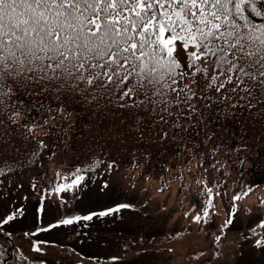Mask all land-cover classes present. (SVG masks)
Here are the masks:
<instances>
[{
  "label": "snow or ice",
  "instance_id": "1",
  "mask_svg": "<svg viewBox=\"0 0 264 264\" xmlns=\"http://www.w3.org/2000/svg\"><path fill=\"white\" fill-rule=\"evenodd\" d=\"M33 85L38 95L70 94L89 104L115 98L121 109L143 107L161 120L174 115L172 107L180 109L177 119L185 109L194 113V100L234 99L251 109L264 103V0H0V116L15 123L22 113L13 97ZM38 127L34 120L27 130ZM80 171L70 173L76 187Z\"/></svg>",
  "mask_w": 264,
  "mask_h": 264
},
{
  "label": "trees",
  "instance_id": "2",
  "mask_svg": "<svg viewBox=\"0 0 264 264\" xmlns=\"http://www.w3.org/2000/svg\"><path fill=\"white\" fill-rule=\"evenodd\" d=\"M39 91L35 85L17 89L13 101L22 114L15 123L0 116V178L38 166L47 153L46 146L39 147V130L57 136L73 130V173H98L109 162L135 168L147 158L155 159L158 163L150 169L161 186H176L189 204L197 203L205 195L202 185L213 181L236 195L264 188V103L253 101L256 106L249 109L246 101L234 99L209 100L208 106L194 100V113L185 109L177 119L180 109L172 107L174 115L164 113L161 120L143 107L121 109L115 98L89 104L78 96L58 99ZM60 107L64 110L57 112ZM34 120L40 127L29 133Z\"/></svg>",
  "mask_w": 264,
  "mask_h": 264
},
{
  "label": "rangeland",
  "instance_id": "3",
  "mask_svg": "<svg viewBox=\"0 0 264 264\" xmlns=\"http://www.w3.org/2000/svg\"><path fill=\"white\" fill-rule=\"evenodd\" d=\"M180 59L184 60L182 49L180 50ZM72 137L73 134L70 133L65 137V139H71ZM50 147V157L46 160L45 164L42 165L41 170L30 171L19 175L17 178L12 177L13 179H7L0 182V221L8 215L22 216L26 212L28 213L19 221L17 219H13L7 223V227L15 231L12 233L14 235L13 238H17L20 242V247L24 249H29L30 247V244L26 242L27 239L37 245H40L38 241L39 238L36 237L35 234L40 228V219L38 217V205L40 199L36 196L38 198L37 202L28 203V201L33 198V194L26 187V185H28V177L35 175L38 176L41 173L46 174L45 176L48 177L53 176L52 179L58 178L55 173V168H53L55 166L53 165V161L58 159L66 160L68 158L66 153L61 154L55 150L54 143H51ZM145 176L146 175L144 174H133L126 168H109L103 173L84 176L85 179H87L85 183L90 187L89 190L76 191L77 189L73 185V182L63 183L61 186L73 185L65 191V195L68 198L66 204H68L69 212L71 214H66L64 209L60 206L64 211V215L60 216V214H58L54 217L53 222H60V220L67 219L72 216L84 217L95 212H104L108 209L115 208V206L118 205L117 203L123 202L122 200H128L134 204H138V206L144 211V214H140L139 212L130 214L128 216V220L122 223L121 221L119 222L117 218L113 220L116 223L114 228L117 231H122V235L120 233L116 236L111 235L113 227V212L106 216L93 215L91 220H74L72 224L64 227V232L85 234V238L98 234V238L100 239V251H96V254L100 255V253H102L104 256L109 258H111L114 254L118 255V253H111V250H107L105 248L106 244L109 242L112 243V252H122L125 251L124 245L127 241L133 240L134 242H141L144 240L143 238L163 234V232L168 229L179 228L182 223L178 219L181 217L183 218V216L174 210L178 206V196L176 194L173 196V210L162 214L154 212L158 207V201L152 194L153 190H150V188L146 186L148 182L144 179ZM128 184H132V186H129ZM105 185L107 186L105 187ZM40 193L43 192L34 191V194ZM54 199L58 200L57 198ZM226 212L229 214V218L226 222L219 219L220 215L218 217L215 216L213 223L217 222V226L214 224L206 226L204 231L233 232L232 227L238 226V228H243L245 220L243 218H239L237 220V218L241 216L249 217V223L246 225V228L249 227L248 229L250 231L264 230V226H262V224H264V189L255 190L241 201H236L234 206L226 207ZM54 215V208L48 207L46 210V217L51 218ZM229 220H231V223H228ZM48 221L49 220H45L44 222L47 223ZM2 225L4 224L0 223V231L5 233V230L7 229L5 227V230H3L4 227ZM185 226L188 229L187 232L190 230L196 232L195 225L189 224L187 220ZM57 233L58 232H55L50 236H45L44 238L57 239ZM128 233L133 234L134 238L130 239L131 236H129ZM203 234L205 235V233ZM153 240L155 241L156 239L153 238L152 241ZM205 240L210 243V239L206 235ZM217 240L218 239H215V241ZM240 240V238H224L220 239L219 242L222 243L220 245L223 247L231 249L232 245L229 243L231 241L237 242ZM157 241L160 240L157 239ZM1 242L2 241L0 240V243ZM179 244V247L186 246V240L180 242ZM63 246L68 250L65 251L70 253V262H73V264H83L82 261L77 258V253L73 251V249L65 245ZM213 246L206 248L205 255L203 256L204 259L202 261L203 264H216V260L220 258L219 249H217L216 246ZM223 251L228 252L226 249H223ZM54 252L56 251L53 249V251L49 252V255ZM252 253H254L253 250H244L242 252V256L239 254V256L235 257L234 264H264V262L260 259L255 257L250 258L249 255L252 256ZM104 256L103 258L105 259ZM247 256L250 258L249 261H247ZM167 260V256H164L163 251L159 250V253L155 252L151 255L146 254L119 264H179L175 256L170 257L169 263ZM95 264H97V262ZM184 264H191V259ZM224 264L230 263L225 262Z\"/></svg>",
  "mask_w": 264,
  "mask_h": 264
}]
</instances>
